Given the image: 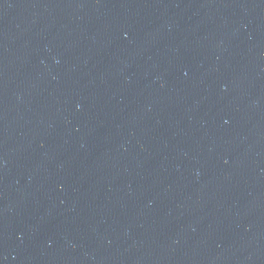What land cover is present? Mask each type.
Masks as SVG:
<instances>
[{"label":"water","instance_id":"water-1","mask_svg":"<svg viewBox=\"0 0 264 264\" xmlns=\"http://www.w3.org/2000/svg\"><path fill=\"white\" fill-rule=\"evenodd\" d=\"M0 264H264V0H0Z\"/></svg>","mask_w":264,"mask_h":264}]
</instances>
